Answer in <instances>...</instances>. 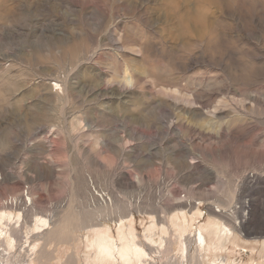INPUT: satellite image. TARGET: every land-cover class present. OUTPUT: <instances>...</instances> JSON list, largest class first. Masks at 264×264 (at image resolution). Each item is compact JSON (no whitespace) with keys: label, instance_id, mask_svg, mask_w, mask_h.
I'll use <instances>...</instances> for the list:
<instances>
[{"label":"rangeland","instance_id":"rangeland-1","mask_svg":"<svg viewBox=\"0 0 264 264\" xmlns=\"http://www.w3.org/2000/svg\"><path fill=\"white\" fill-rule=\"evenodd\" d=\"M263 184L264 0H0V212L51 216L34 264H86L129 216L136 264H180L197 208L235 235L192 264H264Z\"/></svg>","mask_w":264,"mask_h":264},{"label":"bare ground","instance_id":"bare-ground-1","mask_svg":"<svg viewBox=\"0 0 264 264\" xmlns=\"http://www.w3.org/2000/svg\"><path fill=\"white\" fill-rule=\"evenodd\" d=\"M249 178H251V175L248 179ZM97 189H93V196L96 195L101 200H105V203L108 201V203H110L111 199L106 198L107 194L104 195L101 194V192L98 194L96 192ZM109 197L111 198V196ZM8 203L13 206L18 205V202L14 200L8 201ZM217 212H226V210L223 211L219 209L214 211V213L211 212L212 215L210 214L206 221L201 222L195 227V221L204 217V213L201 209L197 208L192 214H188L185 210H182L179 214L173 215L172 222L179 233L177 237L182 242V250L179 255L180 264H192V258H195L198 255H201L204 260H206L205 256L209 254V249H214L215 251L225 249V245L235 235L234 231L218 218L223 215ZM228 212L232 215L234 210H228ZM150 217V225L145 229L143 235L147 241L156 243L154 232L158 226L157 219L155 216ZM133 220L134 219L131 216L126 219L121 218L115 220V223H117L115 233L112 231V227L108 223L102 222L99 225L94 226V228H91L89 233L83 235V237L81 236V244L85 245V251L87 253L90 252L89 255L84 256L85 263L136 264V262L142 263L147 257H149V255L151 256L149 249L146 248V244H144L146 241L143 240L139 242L140 236L136 233ZM30 222L31 221L28 222L20 211L0 212V264H34L32 259L34 255L36 256L37 248L40 245V242L37 239H40V237L32 235H39L40 233H45L50 230L51 216L46 217L38 215L33 219V222ZM238 223L239 222H237V224ZM23 225H29L32 228L27 227L28 231L26 232V239L21 241V244H18L19 240L16 236L18 232L16 231L19 227H23ZM164 229V226L160 227L161 232H165ZM186 236L187 238H185ZM211 239H213V242H211ZM191 241L194 244V249L190 248V253H188L187 249ZM262 249L264 250V240ZM21 257H27L25 258L26 260H24V263ZM210 264H227V262L224 257H220L218 260L215 257Z\"/></svg>","mask_w":264,"mask_h":264}]
</instances>
